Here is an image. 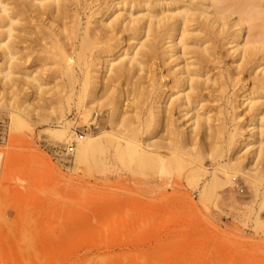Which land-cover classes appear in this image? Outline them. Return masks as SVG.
Segmentation results:
<instances>
[{
	"label": "rangeland",
	"instance_id": "1",
	"mask_svg": "<svg viewBox=\"0 0 264 264\" xmlns=\"http://www.w3.org/2000/svg\"><path fill=\"white\" fill-rule=\"evenodd\" d=\"M72 1L85 22L91 0ZM18 43L17 76L25 81L12 85L15 89L9 86L12 90L0 86V264H264V206L250 182L233 173L231 183L203 192L214 166L227 161L229 151L216 160L206 155L208 172L196 177L188 156L177 167L169 158L162 165L152 153L143 168L133 164L127 169L129 179L101 180L97 172L106 156L95 151L80 161L77 140L80 135L107 138L112 126L107 99L118 88L131 89L138 76H118L109 89L99 91V116L92 124L83 118L93 99H80L86 73L81 64L84 58L95 60V49L84 57L78 40L64 46L63 35L54 33L23 37ZM223 51L226 62L221 65L226 68L232 58ZM117 52L103 53L101 61L116 58ZM72 60L80 79L74 84L64 82ZM27 75L40 81V88L37 80L28 84ZM239 89L230 86L225 98L207 103L214 123L222 118L232 123L225 105H231L237 91L243 93ZM135 100L138 105L128 108L136 105L142 115L152 102ZM237 112V121H247V101ZM11 114L17 116L15 123ZM65 121L75 134L70 141L60 140L51 129ZM249 134L244 131L237 146L244 162L253 166V150L245 146ZM210 140L204 137L207 154L214 149L208 148ZM71 144L74 151L68 153ZM259 186L262 192L264 182ZM258 212L262 224L256 221Z\"/></svg>",
	"mask_w": 264,
	"mask_h": 264
},
{
	"label": "bare ground",
	"instance_id": "2",
	"mask_svg": "<svg viewBox=\"0 0 264 264\" xmlns=\"http://www.w3.org/2000/svg\"><path fill=\"white\" fill-rule=\"evenodd\" d=\"M90 4L83 22L79 6H73L72 0H0V86L13 87L25 81L17 76L21 38L54 33L63 35L64 46L78 40L81 55L95 49L96 57L93 61L84 58L81 64L86 73L80 99H93L89 109H84L85 121L97 122L101 103L96 95L101 89L118 76H138L131 89L118 88L107 99L112 123L107 138L80 135L77 140L80 161L95 151L106 156L107 166L102 164L97 172L101 180L104 176L129 179L127 169L133 164L143 168L152 153L162 165L169 158L177 167L188 156L196 177L208 172L203 162L206 155L216 160L229 151L227 161L214 166L203 192L231 183L233 173L242 174L264 206V188L260 192L259 186L264 182V0H104L95 7ZM128 48H133L132 56ZM115 49L116 58L101 61L103 53ZM223 49L232 56L226 68L221 65L226 62ZM181 62L183 65L175 68ZM75 63L67 61L64 82L80 80ZM217 67L220 70L214 71ZM108 71L110 75H106ZM28 78L26 82L37 80ZM230 86L243 90L236 92L229 107L225 105L232 123L225 118L214 123L207 103L225 98ZM143 98L152 99L146 113L137 112L136 105L129 110L137 104L135 99ZM245 101L250 113L247 121L240 122L236 120L240 115L237 108ZM217 112L224 114L223 109ZM16 117H11L14 123ZM70 124L65 121L51 129L60 140L70 141L75 138ZM244 131L250 133L245 146L251 145L253 166L239 154L237 145ZM199 135L211 138L208 148L214 149L209 154L204 137L199 139ZM256 221L261 222L259 212Z\"/></svg>",
	"mask_w": 264,
	"mask_h": 264
},
{
	"label": "built area",
	"instance_id": "3",
	"mask_svg": "<svg viewBox=\"0 0 264 264\" xmlns=\"http://www.w3.org/2000/svg\"><path fill=\"white\" fill-rule=\"evenodd\" d=\"M74 151V145L71 144L68 148H67V152L68 153H72Z\"/></svg>",
	"mask_w": 264,
	"mask_h": 264
}]
</instances>
